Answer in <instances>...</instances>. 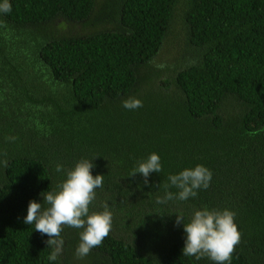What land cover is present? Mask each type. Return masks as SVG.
<instances>
[{
    "label": "trees",
    "instance_id": "obj_1",
    "mask_svg": "<svg viewBox=\"0 0 264 264\" xmlns=\"http://www.w3.org/2000/svg\"><path fill=\"white\" fill-rule=\"evenodd\" d=\"M8 3L0 12V264H216L183 255L176 223L205 208L235 213L240 241L225 264H264V0ZM130 97L143 106L124 108ZM152 153L162 170L146 185L129 175ZM81 160L103 175L89 212L107 205L111 231L77 258L83 229L64 226L62 252L49 261V237L23 222L28 203L42 204ZM197 165L212 173L207 189L157 202L179 191L165 187L170 175Z\"/></svg>",
    "mask_w": 264,
    "mask_h": 264
},
{
    "label": "clouds",
    "instance_id": "obj_2",
    "mask_svg": "<svg viewBox=\"0 0 264 264\" xmlns=\"http://www.w3.org/2000/svg\"><path fill=\"white\" fill-rule=\"evenodd\" d=\"M11 11L8 0L0 4V12ZM164 68L165 65H157ZM122 106L132 110L142 107V101L128 98L122 101ZM9 139L14 140L15 137ZM7 162H4V167ZM93 163L81 160L66 172V178L57 186L58 190L46 192L43 203L29 201L27 214L24 218L26 225H33L36 231L47 235V245L53 247L49 254V261H55L63 249V240L59 239L64 226L83 229L80 232V243L76 248L77 258L87 256L91 249L99 247L109 235L112 227V214L107 205L102 212H89V205L95 199V190L103 186V175L93 176L91 169ZM62 166L57 165L56 171L61 172ZM160 157L156 153L140 162L138 167L129 176L141 174L148 184L150 173L161 171ZM212 173L202 165L191 169H184L180 173L168 177L169 184L165 187H175L177 194L166 192L163 198H158V203L168 200H187L197 195V190L207 189L210 186ZM46 205V207H45ZM234 216L230 210H209L207 208L196 210L187 223L182 216H176V223L183 224L185 233L184 256H194L197 260L207 256L216 264H225L231 260L235 246L240 241V233L234 223Z\"/></svg>",
    "mask_w": 264,
    "mask_h": 264
},
{
    "label": "rangeland",
    "instance_id": "obj_3",
    "mask_svg": "<svg viewBox=\"0 0 264 264\" xmlns=\"http://www.w3.org/2000/svg\"><path fill=\"white\" fill-rule=\"evenodd\" d=\"M59 24H61V21H58ZM65 25V24H64ZM74 30H77L79 27L78 25H73ZM168 41H166L160 48L159 50V54H158V62L162 63L165 59H166V53L168 52V50L170 49L169 44L167 43Z\"/></svg>",
    "mask_w": 264,
    "mask_h": 264
}]
</instances>
